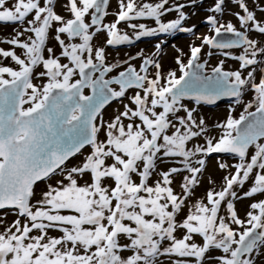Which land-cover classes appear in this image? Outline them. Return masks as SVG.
<instances>
[{
    "label": "snow or ice",
    "instance_id": "snow-or-ice-1",
    "mask_svg": "<svg viewBox=\"0 0 264 264\" xmlns=\"http://www.w3.org/2000/svg\"><path fill=\"white\" fill-rule=\"evenodd\" d=\"M225 4L213 0L209 6L212 34L190 48L186 63L177 57L180 75H162L156 60L144 58L139 71L125 61V70L106 78L121 65L108 64L105 47L94 39L104 34L105 44L116 47L192 31L182 27L186 5L118 0L116 19L105 23L110 0H0V27L16 26L0 40L9 46H0V210L18 217L0 232V264H160L161 257L169 264H264V199L250 203L245 218L236 208L239 199L264 196V78L257 80L251 68L264 63L257 59L264 57V45L250 36L264 35V18L248 0H235L240 27L221 23L216 14L224 13ZM172 12L177 17L163 22ZM141 18L156 27L134 22ZM122 22L134 36L121 31ZM204 46L224 50L240 68L225 71L221 60L205 75L206 63L199 62ZM237 49L239 54L228 51ZM37 76L46 82L37 85ZM130 89L136 91L128 97ZM248 89L254 100L245 113L216 125L222 134L192 143L208 128L185 101L215 104L232 97L241 103ZM125 98L123 111L104 122L103 110ZM86 146L90 153L67 167ZM212 154L237 162H219L226 172L220 190H209L178 219ZM164 159L176 166L150 183ZM184 172L177 194L174 178ZM57 174L61 179L33 203L37 183ZM53 230L60 235L49 236Z\"/></svg>",
    "mask_w": 264,
    "mask_h": 264
},
{
    "label": "rangeland",
    "instance_id": "rangeland-1",
    "mask_svg": "<svg viewBox=\"0 0 264 264\" xmlns=\"http://www.w3.org/2000/svg\"><path fill=\"white\" fill-rule=\"evenodd\" d=\"M143 2H157V0H143ZM177 3L185 4L186 7L183 11L187 14V20L183 22V28H190L192 31H175L167 34H158L156 36L142 37L139 40H134L132 44H125L116 47L107 46L105 44L106 36L104 34H100L96 39H94V45L96 46H104L106 49V62L108 64L118 63L121 67L114 69L112 73L108 75L106 78H110L111 76L118 75L120 71L125 70L128 67V64H131L138 71L142 65L144 58H151L156 60L161 68V74L167 75L169 71H177L178 65L176 63V59L178 56L186 63L190 58V48L192 46H199L202 43L201 38L206 35L212 34L211 26L207 23V16L209 13V6L213 4V0H196V3H192V0H169L168 6H173ZM249 6L253 7L256 12L258 18H264V13L261 12V7L264 6L261 4V0H248ZM57 12L63 15H67L66 11L62 7H57ZM109 15L105 19V23L113 22L116 19V13L118 11V0H110L109 7ZM242 11L235 6V0H226L225 11L222 14H216L220 19L221 23L232 22L236 24L239 28L240 25L237 22L236 13ZM177 17L176 12H172L166 14L162 17L163 22H169ZM135 23H144L148 27H156L154 21L151 18H141ZM14 25H6L0 27V40H4L9 38L12 34H14ZM122 32L126 31L129 35L134 36L132 30L122 22L119 25ZM251 38L258 40L262 45H264V35H259L256 32H252L250 34ZM159 45V47H157ZM5 48L9 46L7 44H0ZM49 47H54L56 49L57 54H59V48L56 46L54 40H50ZM224 50L219 49H211L210 46H204L200 55V61L206 63L205 72L210 73V71L219 66V62L221 60L224 61V70L226 71H234L240 68V64L229 57H225L222 52ZM233 52L234 54H239L241 50H228ZM142 53V57L141 54ZM211 53V55H209ZM135 57V59H132ZM258 61L264 60V57H258ZM128 61V64L124 63ZM62 62H67L66 60H62ZM14 63V62H13ZM251 68H255V76L256 79L259 80L264 78V63H259L255 66H251ZM248 69V70H251ZM42 69L38 68L37 73ZM155 69L150 68V74L154 75ZM245 70V74H246ZM177 75H180L179 71H177ZM46 82L45 80H41L38 76L34 79V83L37 85ZM136 90L130 89L127 93V96L130 97L134 94ZM84 94H88V89L84 90ZM254 100V91L248 89L245 91V94L241 97V103H236L235 98L233 99H223L220 100L217 104L209 105V104H201L195 105L192 101H185L189 108L196 107L197 108V119L203 118L206 126L208 128V134L203 138H197L192 143L194 144H203L204 140L210 136H218L222 134V129L217 128L216 125L223 124L229 115L239 118V116L245 113V106L248 102ZM129 104V100L125 98L123 102L113 101L109 106H107L103 110V121L111 122L115 115H117L120 111H123V105ZM28 105H25L27 107ZM234 109V110H233ZM249 111H255V105ZM184 113L181 112L180 115ZM128 121L125 120V123ZM101 139H103V135H101ZM191 146V144H190ZM91 151L90 147H86L82 150L83 155H78L74 159H72L67 167H72L81 162V160L86 157ZM219 162H225L229 165H234L237 161L235 158L230 157L228 154H212L207 158L206 168L203 174L199 177V184L195 187L191 197L187 201V206L185 207L181 216L178 219H183V217L191 210V205L199 200L205 198L206 193L209 190L215 189L220 190L223 184V177L226 175V172L221 170L218 167ZM176 166L174 162L169 161L168 159H164L162 163L159 164L158 172L155 174L150 183L154 184L156 180L159 179V172H163L168 168ZM184 175H188L187 172L182 173L181 175H177L174 178L173 187L177 194H181L182 188V177ZM61 179L59 174L51 177L49 180L45 182H39L35 186V196L33 203L41 199V194L47 190L48 185L55 186L56 182ZM87 181V177H85L81 183ZM250 183L246 184L243 189H236L238 194L242 195L244 191H247L250 187ZM264 199V196H256L252 199L242 198L236 201V208L238 214L241 218H245L246 212L249 210L248 206L254 200ZM206 202V201H205ZM222 214H225L222 212ZM17 214L14 210L3 209L0 210V232L4 231L6 227L11 226L12 223L17 219ZM22 219V223H23ZM37 234V233H33ZM60 233L58 231H50L49 236L58 237ZM180 233H178V236ZM129 253H125L128 255ZM160 264H169L167 257L160 258Z\"/></svg>",
    "mask_w": 264,
    "mask_h": 264
},
{
    "label": "water",
    "instance_id": "water-1",
    "mask_svg": "<svg viewBox=\"0 0 264 264\" xmlns=\"http://www.w3.org/2000/svg\"><path fill=\"white\" fill-rule=\"evenodd\" d=\"M225 38H231V34H225ZM200 63H205V62H203V61H201ZM204 71V74L205 75H212V70L210 71V73H206L205 72V69L203 70ZM226 71V70H225ZM98 75V74H97ZM86 90V89H85ZM91 94V90L90 89H88V94H85V95H90ZM223 99H233L232 97H225V98H223ZM223 99H221V100H223ZM220 101V100H219ZM219 101H217L215 104H217ZM209 105H214V104H209ZM87 147V146H86ZM39 183V182H38Z\"/></svg>",
    "mask_w": 264,
    "mask_h": 264
}]
</instances>
